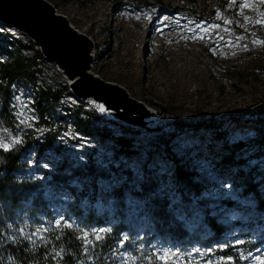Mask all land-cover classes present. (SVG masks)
Wrapping results in <instances>:
<instances>
[{
    "label": "rangeland",
    "instance_id": "1",
    "mask_svg": "<svg viewBox=\"0 0 264 264\" xmlns=\"http://www.w3.org/2000/svg\"><path fill=\"white\" fill-rule=\"evenodd\" d=\"M46 1L91 39L95 48L91 72L123 86L130 97L148 107L150 120H154L147 126H132L110 117L114 111L100 112L96 105L101 98L76 96L67 76L55 62L45 58L25 32L0 24V62L13 59L19 52L37 68L34 81L14 80L0 140L11 150L21 146L29 170L37 177L44 175L47 185L41 186L42 193L37 197L43 198L55 213L50 222H63L79 228L83 235L87 233L92 241L85 244L89 249L96 240L94 234L113 233L114 226L123 221L126 227L114 235L118 253L113 248L107 254L110 264H124V256L136 257L137 264L165 250L180 253L187 264L190 253L193 260L201 257L195 252L197 248L203 253L214 251L215 258L226 257L224 250L230 248L232 260L239 258L235 264H254L241 257L264 254V213L257 210L255 195L244 191L239 177L220 170L219 165L229 150H236V169L254 178L258 193L264 196V46L252 44L254 39L264 40V25L253 23L261 18L264 5L248 0L253 8L241 12L231 0ZM240 2L237 0V4ZM244 16L251 20L245 21ZM197 25L219 27L204 32ZM237 36L244 39L237 41ZM228 42L238 43L239 47H230ZM44 88L62 91L60 101L47 107L46 118L54 126L66 127L39 155L32 136H45V130L38 126L39 92ZM3 103L0 97V113L4 112ZM251 105L262 108L245 113ZM85 119L88 127L83 130L78 123ZM193 123L215 124L217 128L196 129ZM163 133L170 138L168 149L157 137ZM119 135L132 138L136 150L132 157L115 153L120 147L115 141ZM14 139L21 143L14 144ZM237 143L242 145L232 149ZM170 151L188 158L207 183V190L196 201L174 210L188 236L194 235L190 241L164 238L155 230L149 231V220L135 197L127 196L121 204L113 194L93 196L85 182L90 178L73 173L85 163L96 162L110 169L109 180L104 182L110 190L125 181L121 180L122 171L140 178L146 167L171 177V163L165 157ZM57 176L61 180L58 183ZM77 201L80 215L70 207ZM28 202L19 207L18 217H26ZM87 215L92 218L84 222L82 216ZM206 216L224 227L220 240L214 241ZM38 217L41 229L49 228L46 212H39ZM128 264L133 262L129 260Z\"/></svg>",
    "mask_w": 264,
    "mask_h": 264
},
{
    "label": "trees",
    "instance_id": "2",
    "mask_svg": "<svg viewBox=\"0 0 264 264\" xmlns=\"http://www.w3.org/2000/svg\"><path fill=\"white\" fill-rule=\"evenodd\" d=\"M39 56L42 55L39 54ZM29 61L32 60L26 59L18 52L13 59L0 62V97L4 102L2 105L4 112L0 113V128L5 126L6 113L9 112L10 100L14 94L12 88L14 80L26 78L34 81L36 79L37 68H33V64ZM39 93L41 113L38 126L41 130H45V136L40 137V134L35 133L32 140L35 146H38V154L43 155L45 150L54 144L66 126H54L46 118L47 107L60 101L62 91L44 88ZM261 108L262 105L258 106L257 109L256 106L251 105L246 107L244 112L255 113ZM196 123L192 125L194 126ZM78 125L80 129L85 130L88 127V120H80ZM201 127L217 128L215 124L210 123L194 126L196 129ZM157 137L161 140V144L168 149L169 136L163 133ZM115 141L120 146L115 153L129 157L135 154L136 150L133 148L131 137L119 135ZM261 142L264 143V136L261 138ZM241 145V143H237L232 149L239 148ZM229 151V154L224 157L223 162L219 165L220 170L231 171L232 174L234 172L239 177L244 191L255 195L256 208L263 214L264 196L258 193L254 178L248 177L244 172L236 169V150ZM22 152L21 146L10 151L0 149V264H13V262L14 264H110L107 261V254L113 248L118 253V248L114 245L116 243L114 235L119 232L121 227H126L125 223L122 221L118 226H114L113 233H107L102 236V239L95 240L93 246L87 249L84 240L81 239L82 230L65 225L63 222L57 223L59 227L57 224L51 223L55 213L47 206L43 198L37 197L39 193H42L41 186L47 185V180L42 178L44 175L37 177L29 170L31 166L23 158ZM165 155L171 163L169 167L172 171L171 177L146 167L144 168V175L140 178L130 173L128 176V173L124 174L122 171L120 173L121 180L124 179L125 181L120 180L121 182L115 187L113 186L111 190L104 183L109 180L110 169L98 166L96 162L85 163L73 173L75 176L85 174L90 178V180L86 179L85 182L91 188L93 196L113 194L121 204L125 203L127 196L135 197L138 202H141L139 203L140 209H143V214L149 220V231L155 230L159 236L164 238L176 237L179 241H190L192 237L195 239L194 235L188 236L183 223L175 217L174 210L184 205L188 207L191 201H196L207 190V183L204 175L193 167L188 158L179 157L171 151L166 152ZM47 172L48 170H45L43 173L46 174ZM116 172L113 169V173L119 178V173ZM56 179L55 182L57 183L61 181L58 176ZM133 180L135 183L131 186L128 185V182ZM62 182L67 184L66 178H63ZM79 195L81 194L79 193ZM26 200H29L25 210L27 215L25 218H20L17 213L19 207L24 205ZM121 204L120 207H122ZM70 207L80 215V202L70 204ZM42 211L46 212V220L51 221L47 231H43L40 227L38 215ZM82 218L84 222H89L92 215L82 216ZM205 220L208 221L207 224L213 232L214 241L220 240L224 227L209 217ZM37 229H41V231L33 236L32 233L36 232ZM41 236L44 239H41ZM229 250L230 248H227L224 252L229 253ZM57 253H59L58 256ZM235 258L237 260L234 264L239 262V258ZM137 264H158V262L141 259Z\"/></svg>",
    "mask_w": 264,
    "mask_h": 264
},
{
    "label": "bare ground",
    "instance_id": "3",
    "mask_svg": "<svg viewBox=\"0 0 264 264\" xmlns=\"http://www.w3.org/2000/svg\"><path fill=\"white\" fill-rule=\"evenodd\" d=\"M0 18L10 20L24 29L38 41L46 54L52 56L65 69L68 75L72 76L74 73L77 77L71 80L76 82L74 83L76 93H87L90 98H101L98 103L104 102L107 111H114L110 114L122 118L124 124L134 126L154 121L150 120L151 115L147 106L135 105L124 97L121 99L83 73L84 45L63 31L59 22L51 20L40 4L32 0H0ZM91 69L90 63L88 72H91ZM139 117L140 121H137Z\"/></svg>",
    "mask_w": 264,
    "mask_h": 264
},
{
    "label": "water",
    "instance_id": "4",
    "mask_svg": "<svg viewBox=\"0 0 264 264\" xmlns=\"http://www.w3.org/2000/svg\"><path fill=\"white\" fill-rule=\"evenodd\" d=\"M34 2H36L37 4H40L41 7H43L44 12L46 13V15L53 21H57L61 24V27L63 29V31L67 32L68 34H70L72 37H74L75 39L81 41V43L84 45V54H85V60L83 61V68L82 71L83 73L86 74V76H88L89 78H92L93 81H95L96 83H98L99 85H101L102 87H104L106 89V91L108 92H112L115 93L116 96L120 97L121 99L127 98L130 102H132L135 105H144L142 101L134 98V97H130L129 93L126 91V89L121 86V85H117L114 84L110 81L104 80L102 79L99 75H95L93 72H88V66L90 65V63L92 62V60L94 59V46L93 43L91 41V39H89L87 36H85L84 34L80 33L78 30H76L69 22L68 18L60 13L57 12L56 8L48 1L46 0H32ZM0 23L9 27H14L17 28L23 32H25L32 40L33 42L40 48L41 53L45 56V58H47L50 61L55 62L58 67L61 69V71L67 76L68 80H69V86L70 89L73 90V92L75 93L76 96L81 97V98H90L91 96L87 93L85 94H78L75 92L74 89V83H76L74 80H71L72 78H76L77 76L74 75V73L72 74V76L68 75L65 72V69L61 67V65L54 60V58L52 56H49L48 54H46L43 50V47L38 43V41L32 37L28 32H26L24 29H22L21 27H19L16 24H13L12 21L10 20H4L0 18ZM90 43V44H89ZM93 54V55H92ZM74 76V77H73ZM127 95V96H125ZM142 103V104H141ZM108 112V111H105ZM110 114V113H109ZM112 118H114L115 120H121L122 122H124V120H122V118L120 117H116L113 116L112 114H110ZM143 126H147V124L144 122Z\"/></svg>",
    "mask_w": 264,
    "mask_h": 264
},
{
    "label": "snow or ice",
    "instance_id": "5",
    "mask_svg": "<svg viewBox=\"0 0 264 264\" xmlns=\"http://www.w3.org/2000/svg\"><path fill=\"white\" fill-rule=\"evenodd\" d=\"M231 3L236 5L237 8L242 12L243 9L248 8L251 9L253 8V4L249 3L248 0H241V2L239 4H237V0H231ZM258 3L261 5H264V0H258ZM260 19L253 21V23L255 24H260V25H264V12L260 13ZM244 20L245 21H250L251 17L248 16H244ZM225 23H231V21H225ZM197 27L201 28L202 31L207 32L210 31L211 29H215L217 27H219L218 25H211L209 26V28H204L201 25H197ZM225 31H228V29H225ZM199 39H203V36H199ZM222 39V37H221ZM237 41L243 40L244 37L243 36H237L236 37ZM230 47H239V44H235L233 45L231 42H228ZM252 44L253 45H262L264 46V40H260V39H254L252 40ZM244 48L247 49L248 48V44H244ZM235 54V53H234ZM96 107L99 109L100 112H105L107 111V109H105L104 105L99 104L96 105ZM21 123H23V121H21ZM14 144H19L21 143V141L19 139H14L12 141ZM0 149H3L5 151H10V146L7 143H4L2 140H0ZM227 187H230V185H226ZM57 227H59V224H57ZM21 231H23V229H21ZM41 231V229H37L36 232L32 233V235H37V233H39ZM43 231H47V229H43ZM95 235V239L96 240H100L103 237L99 234L96 233ZM41 239H44L43 236L40 237ZM82 240H84L85 244H91L92 241L88 239V234L84 233V235L81 237ZM242 242V241H241ZM196 253H199L201 257H203L205 255V253L201 252L200 249H195ZM59 255V253H57V256ZM193 254H189V259L187 261V264H199V261L197 260H193L191 258ZM242 259H249L251 261L254 262V264H264V254L261 255H255L252 257H241ZM136 257H129V256H124V264H128V261L131 260L134 264ZM148 260H155L158 262V264H185V257L183 255H181L178 252H174V251H169V250H165V251H160V252H155L150 254L147 257ZM14 264V262H13ZM206 264H214V262L212 260H207ZM215 264H234V261L232 260L231 257H226V258H221L219 261L215 262Z\"/></svg>",
    "mask_w": 264,
    "mask_h": 264
},
{
    "label": "built area",
    "instance_id": "6",
    "mask_svg": "<svg viewBox=\"0 0 264 264\" xmlns=\"http://www.w3.org/2000/svg\"><path fill=\"white\" fill-rule=\"evenodd\" d=\"M204 253H205L204 257H199L197 259V261H203V263L206 264L207 260H212L215 264V262H217L221 259V258H215L214 257V251H209V252H204ZM233 255H234L233 253H228V255L226 257H231L233 259V257H232ZM226 257H223V258H226Z\"/></svg>",
    "mask_w": 264,
    "mask_h": 264
}]
</instances>
